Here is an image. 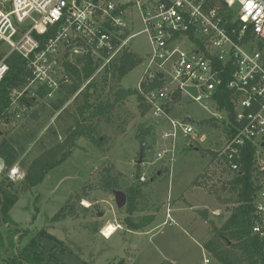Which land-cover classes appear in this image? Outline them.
Returning a JSON list of instances; mask_svg holds the SVG:
<instances>
[{"label":"built area","instance_id":"built-area-1","mask_svg":"<svg viewBox=\"0 0 264 264\" xmlns=\"http://www.w3.org/2000/svg\"><path fill=\"white\" fill-rule=\"evenodd\" d=\"M136 12L151 48L142 59L137 91L152 121L169 125L159 160L174 161L180 138L204 141L189 117L172 116L183 103L227 121L235 133L216 153L239 171L244 149L254 148L259 190L253 233L264 242V0H0V88L14 54L27 61L31 73L23 87L12 90L14 116L0 125L21 121L29 110L21 99H58L74 84L67 66L82 69L90 57L98 65L95 79L125 51L135 54L130 44L137 37L132 33ZM226 94L234 122L226 108L220 110ZM7 176L12 182L25 179L17 167Z\"/></svg>","mask_w":264,"mask_h":264},{"label":"rangeland","instance_id":"rangeland-1","mask_svg":"<svg viewBox=\"0 0 264 264\" xmlns=\"http://www.w3.org/2000/svg\"><path fill=\"white\" fill-rule=\"evenodd\" d=\"M141 32L136 12L132 33L137 37L130 48L143 59L150 55L151 48L148 37ZM143 72L141 64L120 83L113 80L103 96L111 95L114 99L119 89L137 90ZM101 76L102 73L95 79V75L92 77L97 85ZM86 85L87 81L70 98L61 92L58 99H39L16 126L0 125V141L16 148L18 159L14 166L25 177L30 165L45 149L64 140L60 127L66 123L58 117L65 109L73 108L74 99ZM59 100L63 101L61 109L56 108ZM143 103L137 96L120 103L110 119L99 125L98 135L104 144L97 148L88 140L78 138L69 158L37 187L26 188L23 180L6 182L20 197L9 213L20 231L13 235L10 227L0 222V264H6L42 229L63 243L65 252L54 257L59 264H119L122 261L124 264H204L206 259L209 264H220L205 249L211 227L197 211L207 210L215 224L221 226L230 216L227 210L232 205L219 203L208 189L193 187L191 183L205 173L211 178L207 181L209 185L217 182L212 176L216 164L210 162L209 151L223 146L225 127L219 121L218 127L211 126L214 124L211 121L199 127L198 139L204 141L180 138L176 142L174 161L159 160V153L168 145L162 133L169 125L166 121L154 123L152 115L144 112ZM172 116L189 117L194 124L211 120L210 112L195 103H183ZM146 131L150 133L145 137L147 149L143 156L139 136ZM6 171L0 174V182L7 177ZM108 180L116 181L120 191L126 193L124 208H117L113 192L107 187ZM131 198L134 210L129 212ZM63 207L68 208V217L53 222L52 218ZM147 217L152 218L148 225L136 231L130 229L131 224L136 225ZM108 224L118 229L109 239L103 236ZM25 232L28 234L23 238Z\"/></svg>","mask_w":264,"mask_h":264},{"label":"trees","instance_id":"trees-1","mask_svg":"<svg viewBox=\"0 0 264 264\" xmlns=\"http://www.w3.org/2000/svg\"><path fill=\"white\" fill-rule=\"evenodd\" d=\"M9 72L5 76L0 88V120L9 123L13 114L10 112L11 92L14 89L21 88L25 85L31 76L28 69V63L22 57L14 54L10 57ZM142 64V58L138 55L125 51L119 62L112 65L102 73L99 85L92 81L86 88L74 99L73 108H67L62 112L58 120L66 123L65 127H60L64 140L54 146L45 149L30 165L28 173L23 180L22 185L26 188L37 187L46 176L55 168L61 166L71 155V149L74 148L78 138L88 140L93 146L99 148L104 144L103 139L98 135L99 125L104 120L110 119L116 107L131 96H137L143 102V97L137 90L119 89L114 93V99L111 95L104 97L105 88L109 87L110 82L120 83L128 74L133 72ZM98 65L89 57L82 69L76 66H67L66 69L74 78V84L64 88L68 98L75 96L82 85L93 77ZM102 86V87H101ZM21 104H25L32 109L37 103L35 99H21ZM222 109H227L229 119L234 122V109L230 102L229 95L226 94L225 100L221 103ZM63 107V101L57 102V109ZM144 112L150 113V108L143 103ZM37 117V115H35ZM69 119V122L67 120ZM211 121L214 123L211 124ZM220 122V121H219ZM216 119L205 120L196 125L203 127L206 124L218 127ZM224 134L230 138L235 131L229 130L227 121H222ZM146 131L139 136L141 144V153L146 152ZM211 154V163L216 164V171L213 178L217 182L209 185L211 178L207 173L200 174L192 183L193 187H203L219 203L230 206V216L221 225L217 226L210 218L207 210H198L200 217L208 222L211 227V237L206 244V251L212 255L220 264H264V242L253 233L255 221V196L259 190L258 174L253 166L255 150L252 146L244 149L242 165L239 171H232L225 161L218 158L216 151H209ZM0 158L5 161L6 170L11 169L17 162L18 152L10 143L0 144ZM6 171V172H7ZM203 179H206L204 182ZM10 181L8 176L0 182V222L10 227V233L17 235L19 226L11 220L9 213L20 197L17 193L11 191L6 182ZM219 182H221L219 184ZM107 187L112 190H120L116 181L108 180ZM138 191V190H137ZM136 191V192H137ZM135 192V193H136ZM129 196V195H128ZM127 207L129 212L134 210L132 198ZM72 211H70V214ZM69 210L63 207L53 218V222H60L68 217ZM152 221L147 217L140 223L131 224L130 229L133 231L140 230ZM27 232L23 238L27 236ZM1 248V245H0ZM65 252L63 243L54 235L48 233L45 229L39 230L33 236L28 244L12 255L6 264H59L55 260L57 254ZM119 264H124L120 262Z\"/></svg>","mask_w":264,"mask_h":264},{"label":"water","instance_id":"water-1","mask_svg":"<svg viewBox=\"0 0 264 264\" xmlns=\"http://www.w3.org/2000/svg\"><path fill=\"white\" fill-rule=\"evenodd\" d=\"M160 77H162V75ZM4 170H5V161L2 158H0V174L3 173ZM113 195L118 209H122L127 205L126 193L120 190H114Z\"/></svg>","mask_w":264,"mask_h":264},{"label":"bare ground","instance_id":"bare-ground-1","mask_svg":"<svg viewBox=\"0 0 264 264\" xmlns=\"http://www.w3.org/2000/svg\"><path fill=\"white\" fill-rule=\"evenodd\" d=\"M117 230L118 229L113 224H108L103 230V236L109 239L117 232Z\"/></svg>","mask_w":264,"mask_h":264},{"label":"snow or ice","instance_id":"snow-or-ice-1","mask_svg":"<svg viewBox=\"0 0 264 264\" xmlns=\"http://www.w3.org/2000/svg\"><path fill=\"white\" fill-rule=\"evenodd\" d=\"M248 7H249V8H251V7H252L251 3H249V4H248Z\"/></svg>","mask_w":264,"mask_h":264},{"label":"crops","instance_id":"crops-1","mask_svg":"<svg viewBox=\"0 0 264 264\" xmlns=\"http://www.w3.org/2000/svg\"><path fill=\"white\" fill-rule=\"evenodd\" d=\"M13 167H15V166H13ZM13 167H12V168H13ZM5 169H6V165H5Z\"/></svg>","mask_w":264,"mask_h":264}]
</instances>
